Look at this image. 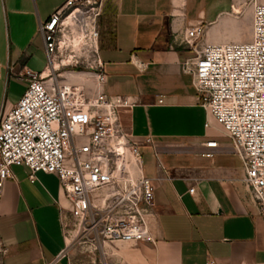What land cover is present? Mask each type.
I'll use <instances>...</instances> for the list:
<instances>
[{
	"label": "crops",
	"instance_id": "1",
	"mask_svg": "<svg viewBox=\"0 0 264 264\" xmlns=\"http://www.w3.org/2000/svg\"><path fill=\"white\" fill-rule=\"evenodd\" d=\"M64 1L0 0L1 118L26 89L24 72L43 70L37 27ZM250 1L103 0L99 45L105 82L61 73L87 97L102 92L134 103L120 117L142 155L135 175L150 179L154 191L145 216L151 242L114 244L120 248H114L115 264H264V223L244 184L243 163L223 133L222 141L208 134L209 115L183 68L195 57L183 43L194 27L204 29L199 44L249 42L251 22L242 26L231 8L243 14ZM208 141L217 146L205 147ZM10 170L13 178L0 193L1 264H67L57 259L70 224L58 181L38 172L30 183L25 167Z\"/></svg>",
	"mask_w": 264,
	"mask_h": 264
},
{
	"label": "built area",
	"instance_id": "2",
	"mask_svg": "<svg viewBox=\"0 0 264 264\" xmlns=\"http://www.w3.org/2000/svg\"><path fill=\"white\" fill-rule=\"evenodd\" d=\"M250 5L249 42L199 44L204 29L194 27L183 43L195 57L183 68L193 77L202 107L241 159L244 184L264 223V4L251 0ZM102 7L103 0H65L38 24L45 66L39 73L24 72L26 89L0 117V193L3 182L13 178V166L25 167L30 183L38 172L56 178L70 217L67 244L57 259L67 264H114L106 260L107 244L151 242L145 216L154 191L150 179L135 175L134 167L142 164L139 144L120 117L134 103L102 92L87 97L82 86L61 76L68 70L105 82ZM231 13L241 15L233 8ZM205 127H211L208 121ZM4 252L0 241V264Z\"/></svg>",
	"mask_w": 264,
	"mask_h": 264
},
{
	"label": "rangeland",
	"instance_id": "3",
	"mask_svg": "<svg viewBox=\"0 0 264 264\" xmlns=\"http://www.w3.org/2000/svg\"><path fill=\"white\" fill-rule=\"evenodd\" d=\"M247 7L248 8H247L246 12L239 15V17L237 18V20L241 23L242 26H244L245 24L250 25V22H251V9H252V7H251V5H248ZM208 122L211 125V127L208 131V134L212 138H214L218 141H222L223 139H225V137L222 134L223 129H222L221 125L218 124L217 121L214 118H212L210 115H209V121ZM114 244L120 245L121 242H113V243H109L105 246L106 260L110 263H114V262H112V259H113L112 255L115 253L114 248H115V250L120 251V248L114 246Z\"/></svg>",
	"mask_w": 264,
	"mask_h": 264
}]
</instances>
